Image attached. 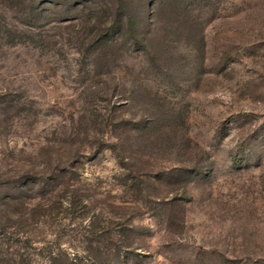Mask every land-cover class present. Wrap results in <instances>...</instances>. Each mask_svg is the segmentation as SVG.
<instances>
[{
    "label": "rangeland",
    "instance_id": "obj_1",
    "mask_svg": "<svg viewBox=\"0 0 264 264\" xmlns=\"http://www.w3.org/2000/svg\"><path fill=\"white\" fill-rule=\"evenodd\" d=\"M0 264H264V0H0Z\"/></svg>",
    "mask_w": 264,
    "mask_h": 264
}]
</instances>
